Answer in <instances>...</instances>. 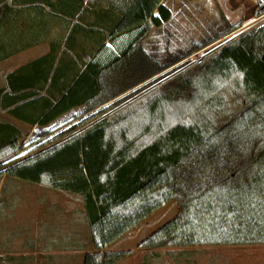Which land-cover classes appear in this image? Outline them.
<instances>
[{"label":"trees","instance_id":"trees-1","mask_svg":"<svg viewBox=\"0 0 264 264\" xmlns=\"http://www.w3.org/2000/svg\"><path fill=\"white\" fill-rule=\"evenodd\" d=\"M171 18L163 0H0V63L48 49L0 85V214L22 184L75 199L80 264H120L128 253L105 251L171 204L175 217L139 249L264 246V23L152 80L182 60L163 65L143 48ZM117 98L127 103L108 116ZM76 110L72 122L92 115L24 144L28 128ZM34 259L0 250V264Z\"/></svg>","mask_w":264,"mask_h":264},{"label":"rangeland","instance_id":"rangeland-1","mask_svg":"<svg viewBox=\"0 0 264 264\" xmlns=\"http://www.w3.org/2000/svg\"><path fill=\"white\" fill-rule=\"evenodd\" d=\"M169 1H171L169 6L174 12V18L163 30H154L144 42L143 48L154 60L163 65H171L172 62L178 58H182V60L179 63L171 65L168 70L154 77L152 80H156L162 76L168 79L171 74L178 72L175 71L176 69L180 70L181 68L198 63V60L205 58L224 43L229 42L226 39L232 36L230 35L211 43L187 57L186 54L189 52L191 46L206 43L229 30L227 28L229 23L227 24L225 15L227 18L232 17L230 13L232 7L231 4H229V0H198L196 2L167 0L168 3ZM241 30L245 29L242 28ZM238 32L242 31L239 30ZM236 36L240 37L241 35L237 33ZM40 55H42L40 48H38V50H28L13 58L8 70L26 64L38 58ZM4 66L3 63L0 64V71L2 73L7 71ZM157 84L158 83L153 86L155 87ZM153 86L150 87L148 91L151 90ZM144 92L145 91L141 92V94ZM141 94L134 95V97L127 101L133 100ZM118 99L119 98L111 102L113 106L108 109L109 111L106 113L108 116L119 110L121 108L120 106L127 103V101H122L120 104L114 103ZM80 113H82V110L69 113L46 129L35 127L29 130L28 128L27 132L29 135L27 134V139L24 144L31 143L36 139L39 140V143L44 141L45 139L41 140L38 138L42 132H51L46 139L57 136L60 132L92 115V113H90L72 122V116ZM19 187L20 188L16 190V199L13 197L10 198L14 207L12 206V209H7L0 214V216H2L0 218V250L2 251V256L18 258L34 256L35 259L31 264L43 263V257L50 256L53 261L51 262L50 259H46L45 261L49 264H80L81 258L77 257L74 259V255L76 253L81 254V252H76L72 248H70L69 252H64L62 250L51 252V248L48 245L49 243H47L50 240L49 237H47L48 241L44 242V244L43 241L40 240L42 238L39 236V231L36 226V223L38 222L39 224L40 220L41 223L45 222L46 226H50V222L55 226V220L63 216L69 221L71 214H73V210L79 208L80 203L65 194L48 190L38 185L22 184L19 185ZM177 211L176 204L169 205L148 220L140 229L133 232L129 237L121 240L114 249L105 252L107 254L128 253L129 256L120 264H144L143 260L145 257H147L148 264H165L164 262H168L166 264H175V261L178 260L175 259L177 255H179L180 258L184 256L182 260L189 262L202 260V264H209V262L212 261L211 259H216V256L219 259L212 262L222 263L223 261H227V264H264V246L209 248L210 250H215L216 254H210V251L201 248L186 250L163 249L156 250L157 252L155 253H158V255H154L151 251H144V249L138 248L140 242L171 221L177 214ZM68 242H70V240ZM151 257H154V262L150 260ZM66 259L69 261L67 262Z\"/></svg>","mask_w":264,"mask_h":264},{"label":"crops","instance_id":"crops-1","mask_svg":"<svg viewBox=\"0 0 264 264\" xmlns=\"http://www.w3.org/2000/svg\"><path fill=\"white\" fill-rule=\"evenodd\" d=\"M200 1V0H199ZM196 2V1H195ZM163 4L166 5L172 12V18L169 22L165 23L160 29L163 30L164 27H166V25L170 24L172 19L174 18V12L172 10V8L169 6V4H171V1H169V3L167 2V0H163ZM229 4H231V15L232 17H229L227 18L226 15H225V19L227 21V24L229 23V25L227 26L228 29H231V28H238L237 30H240L241 28H243L244 26L246 25H249L247 28H245V30H240L242 32H237L239 33V35H242L244 33H247L249 32L250 30L262 25L264 23V15L260 16V17H257L255 15V12L257 10V0H229ZM220 6V5H219ZM160 29H155L156 30H160ZM232 32V34L230 33L229 35L227 36H230L229 38H227L226 40L227 41H231V40H234V39H237L236 37V34H234ZM242 33V34H241ZM225 36V37H227ZM38 48L41 49V54L47 52V47L46 45H38L36 47H33L31 49H28V50H34V49H37ZM28 50H25L23 51L22 53L24 52H27ZM20 53V54H22ZM18 54V55H20ZM18 55L8 59L7 61L3 62V64L5 65L4 67L6 68L7 71H4V73H2L0 71V85L2 84V81L4 79V75L8 72H11L13 71L14 69H16V67H14L13 69H10L8 70V67L11 66L10 65V62H12V59L17 57ZM2 64V63H0ZM73 218H72V214H71V217L69 219V221L67 220V218H64L61 217V218H57L55 221H56V224L57 225L56 227L52 224L51 222V225L49 227H47L48 229H41V228H38V226L40 225L41 223V220H40V223L38 224V222L36 223V226H37V229L39 231V236L42 238L40 240H43V243L44 242H47V237H49L50 239V242H47L49 243L48 245L50 246V251L51 252H57V250H62L64 252H69L70 248H73V246L70 245V242L69 238L70 236H72L74 234V230H73ZM53 238H57V243H52V239ZM62 241V242H61ZM42 242V241H41ZM45 244V243H44ZM118 245V243L112 247L111 249H114L116 246ZM53 247V248H52ZM111 249H108L107 251H111ZM201 249H204V250H207V251H210L209 253L210 254H214L215 253V250H210L209 248H201ZM180 250H186V249H180ZM144 251H151V252H157V251H153V250H144ZM216 254V253H215ZM179 255H177V258L175 257V259H178L177 261H175L176 263L175 264H202V260H199V261H186V260H182V258L184 256H180L178 257ZM181 259V260H179ZM217 259V256H216V259H211L212 261H216ZM51 262L53 261L52 258L50 259ZM150 260H152L153 262L155 261L154 257H151ZM66 261L68 262L69 260L66 259ZM209 262V264H227V261H223L222 263H215V262ZM144 264H148L147 263V257H145V259L143 260ZM152 262V263H153ZM173 262V261H172ZM165 264L168 263V262H164ZM172 264V263H170Z\"/></svg>","mask_w":264,"mask_h":264},{"label":"built area","instance_id":"built-area-1","mask_svg":"<svg viewBox=\"0 0 264 264\" xmlns=\"http://www.w3.org/2000/svg\"><path fill=\"white\" fill-rule=\"evenodd\" d=\"M248 26H249V25H246V26H244L243 28L245 29V27L247 28ZM241 29H242V28H241ZM241 29H240V30H241ZM238 31H239V30H238ZM238 31H237V32H238ZM237 32H235V33H237ZM235 33H234V34H235ZM232 35H233V34H232ZM236 38H239V37L237 36ZM200 60H201V59H200ZM200 60H198V61H200Z\"/></svg>","mask_w":264,"mask_h":264},{"label":"water","instance_id":"water-1","mask_svg":"<svg viewBox=\"0 0 264 264\" xmlns=\"http://www.w3.org/2000/svg\"><path fill=\"white\" fill-rule=\"evenodd\" d=\"M263 61H264V55H263Z\"/></svg>","mask_w":264,"mask_h":264}]
</instances>
